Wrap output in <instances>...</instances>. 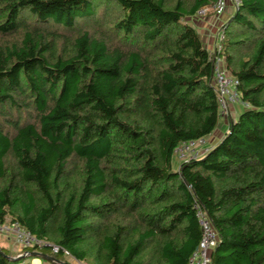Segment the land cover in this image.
<instances>
[{
	"label": "trees",
	"instance_id": "trees-1",
	"mask_svg": "<svg viewBox=\"0 0 264 264\" xmlns=\"http://www.w3.org/2000/svg\"><path fill=\"white\" fill-rule=\"evenodd\" d=\"M100 1L0 0V222L61 260L186 264L200 208L219 236L212 264H264V0H240L223 28L248 106L188 161L175 148L221 114L213 53L183 20L216 0Z\"/></svg>",
	"mask_w": 264,
	"mask_h": 264
},
{
	"label": "built area",
	"instance_id": "built-area-1",
	"mask_svg": "<svg viewBox=\"0 0 264 264\" xmlns=\"http://www.w3.org/2000/svg\"><path fill=\"white\" fill-rule=\"evenodd\" d=\"M233 7H237L240 0H231ZM213 15L223 14L225 11L224 0H216L211 6L200 7L195 14V17H202L208 12ZM225 40V31L221 27L213 37L212 44L207 47L212 53V59L214 62L213 71V84L215 86L217 102L219 104L220 114L227 112L232 105H240L243 108L248 104L240 100L239 97V81L238 79L227 72L224 67V59L222 55V46ZM207 137H200L198 139L182 142L174 150L175 156L179 161H188L193 158H197L204 154L211 145L207 144ZM196 216L200 226V238L195 249L190 253L186 264H212L211 252L219 241V236L207 216L206 212L197 208ZM0 233L6 235H13L14 242L23 251L30 247L48 246L51 247L52 252H57L58 247L38 239L28 229H25L17 222H0ZM67 255V251L63 250ZM70 257V256H67ZM78 264H88L83 261H78Z\"/></svg>",
	"mask_w": 264,
	"mask_h": 264
},
{
	"label": "rangeland",
	"instance_id": "rangeland-1",
	"mask_svg": "<svg viewBox=\"0 0 264 264\" xmlns=\"http://www.w3.org/2000/svg\"><path fill=\"white\" fill-rule=\"evenodd\" d=\"M103 2H105V0H101L100 4H102ZM224 2H225L224 14L213 15L211 12H208L207 14H205L202 17H192V18H186L183 20L184 22H187V23L193 24L196 27H199L198 28L199 33L203 34L202 35V42L207 47H210V45L212 44V41H213V37L215 36L216 32L221 27L224 28L228 16L230 14H232L233 10L235 9V7H233V5H232L231 0H224ZM105 8H107V9H105ZM120 15H121V13L119 12V7L113 1H110L109 3L106 2V6H104L103 8H99L97 10V17H100V18H98V20H99L98 22L100 23V26L98 28H95V29L105 31L107 33L111 32L113 22H115V20L117 18H119ZM225 15H226V17H225ZM100 28H102V29H100ZM204 30L206 31L205 33H203ZM224 67H225V63H224ZM227 72H228V70H227ZM231 107L232 106L229 107V110L227 112L223 113L220 116V122H219L218 126L206 138L207 144L212 145L217 139H219L223 135V133L226 131V127H227V124L229 123V121L234 119L237 116L238 112L241 109H243L242 106L237 105V106H234L236 108L232 112V110L230 111ZM173 160L175 161V157H173ZM8 219H10L9 215L6 216L5 221L9 222ZM3 235H6V234L0 233V239H2V237L4 238ZM6 237H8V240L5 238L7 241H9V240L13 241V235L9 234V236H6ZM5 249L8 253V255L13 254V252L10 249L9 243L6 244Z\"/></svg>",
	"mask_w": 264,
	"mask_h": 264
},
{
	"label": "crops",
	"instance_id": "crops-1",
	"mask_svg": "<svg viewBox=\"0 0 264 264\" xmlns=\"http://www.w3.org/2000/svg\"><path fill=\"white\" fill-rule=\"evenodd\" d=\"M223 14H224V12H223ZM225 17H226V15H225ZM203 27V26H202ZM199 27H197V29H198ZM199 30V29H198ZM206 31L204 30L203 31V33H205ZM198 34H199V37L201 38V40H202V33L200 34L199 33V31H198ZM234 106H237V105H232V107H231V109H230V111L232 110V112L234 111V109L236 108V107H234ZM4 236V238L2 237V239H0V247H2V248H5L6 247V244L7 243H9L10 244V249H11V251L13 252V254L12 255H16V254H18V253H20L22 250L20 249V247L14 242V239H13V241L12 240H9V241H7L8 240V237H6V236H9V235H3ZM7 240H6V239ZM61 260V259H60ZM62 261H65V262H67L68 264H78V262L75 260V259H73L72 257H65ZM16 264H54V263H52V262H50V261H48V260H46V259H43V258H40V257H37V256H31V257H25L24 259H22V260H20L18 263H16Z\"/></svg>",
	"mask_w": 264,
	"mask_h": 264
},
{
	"label": "water",
	"instance_id": "water-1",
	"mask_svg": "<svg viewBox=\"0 0 264 264\" xmlns=\"http://www.w3.org/2000/svg\"><path fill=\"white\" fill-rule=\"evenodd\" d=\"M180 175H181V172H180ZM185 183H186V181H185ZM0 253L2 255H4L7 259L11 260V261H18V260L23 259L25 257L37 256V257L46 259V260H48V261H50L52 263H56V264H68L65 261H62V260H60V259H58V258H56V257H54V256H52L50 254H47V253H44V252H41V251H38V250H23V251H21L20 253H18L16 255H8V254H5L0 249Z\"/></svg>",
	"mask_w": 264,
	"mask_h": 264
}]
</instances>
